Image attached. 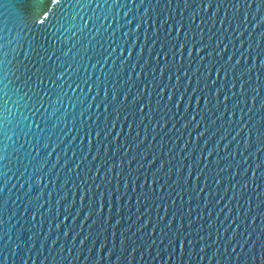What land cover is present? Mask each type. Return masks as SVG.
Instances as JSON below:
<instances>
[{
    "label": "water",
    "instance_id": "obj_1",
    "mask_svg": "<svg viewBox=\"0 0 264 264\" xmlns=\"http://www.w3.org/2000/svg\"><path fill=\"white\" fill-rule=\"evenodd\" d=\"M0 264H264L261 0H0Z\"/></svg>",
    "mask_w": 264,
    "mask_h": 264
},
{
    "label": "snow or ice",
    "instance_id": "obj_2",
    "mask_svg": "<svg viewBox=\"0 0 264 264\" xmlns=\"http://www.w3.org/2000/svg\"><path fill=\"white\" fill-rule=\"evenodd\" d=\"M185 3H187V0H185ZM208 7H211V4H209L208 5ZM261 7H264V0H261ZM167 22V21H166ZM188 42L186 41V43L185 44H187ZM185 44H181L180 45V48H184L185 47ZM188 55H191V51H189V53H188ZM173 60H175V57H173ZM168 67V65L166 64L165 65V68H167ZM164 70H162V72H163ZM242 94H243V87H242ZM255 102V101H254ZM253 130H255V131H258L257 129H252V130H249L250 132L251 131H253ZM201 135H204V133H201ZM237 135H239V133H237ZM212 155V153H209V156H211ZM253 175H255V174H253ZM181 247H183V245H181Z\"/></svg>",
    "mask_w": 264,
    "mask_h": 264
}]
</instances>
